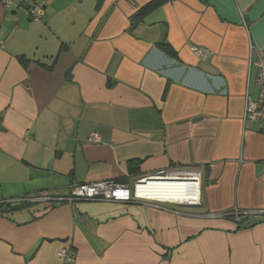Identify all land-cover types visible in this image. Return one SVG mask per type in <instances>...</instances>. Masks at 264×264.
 <instances>
[{"label": "crops", "instance_id": "1", "mask_svg": "<svg viewBox=\"0 0 264 264\" xmlns=\"http://www.w3.org/2000/svg\"><path fill=\"white\" fill-rule=\"evenodd\" d=\"M151 1L0 0V202L34 203L0 216V264H264V222L244 228L264 212L245 116L264 0H162L132 22ZM175 168L201 172L198 211L63 200Z\"/></svg>", "mask_w": 264, "mask_h": 264}, {"label": "built area", "instance_id": "2", "mask_svg": "<svg viewBox=\"0 0 264 264\" xmlns=\"http://www.w3.org/2000/svg\"><path fill=\"white\" fill-rule=\"evenodd\" d=\"M29 2L32 0H23ZM34 1V0H33ZM30 19L33 22H40L42 20V11L39 5L32 3L28 12ZM191 52L198 58L206 57L209 54L208 50L198 49L196 47L191 48ZM252 65L257 72L256 83L259 88V96L257 100L249 98L246 103L245 116L246 120L255 123L260 122L262 126V133L264 135V49L259 51L257 57L252 60ZM92 142H97V136H93ZM188 181L195 182L199 187V196L197 200H193L188 203L169 202L165 200L151 199L148 195H141L139 190L148 186L150 181ZM146 181H148L146 183ZM41 200L48 201L50 198L41 197ZM56 200V199H55ZM52 200V201H55ZM71 203L77 201H104L109 203H129L133 201H146L154 204H160L158 207L163 208L162 205H176V206H189L199 207L202 205L201 200V172L195 169H171L167 171H161L157 174L137 180L130 185H121L111 181L97 182L91 184H74L70 188V196L63 199ZM51 201V200H50ZM51 201V202H52ZM166 209V207H164ZM260 216L264 215V212L257 213ZM242 214L238 213L236 217L240 220ZM248 215V214H247ZM59 258L62 264H76V258L73 251L66 248L59 252Z\"/></svg>", "mask_w": 264, "mask_h": 264}, {"label": "bare ground", "instance_id": "3", "mask_svg": "<svg viewBox=\"0 0 264 264\" xmlns=\"http://www.w3.org/2000/svg\"><path fill=\"white\" fill-rule=\"evenodd\" d=\"M139 192L151 199L184 204L197 200L199 187L195 182L188 181H150L148 186L141 188Z\"/></svg>", "mask_w": 264, "mask_h": 264}, {"label": "trees", "instance_id": "4", "mask_svg": "<svg viewBox=\"0 0 264 264\" xmlns=\"http://www.w3.org/2000/svg\"><path fill=\"white\" fill-rule=\"evenodd\" d=\"M161 2H162V0L151 1L150 4H148L147 6H144L142 8V10L136 16L133 17L132 22H135V20H139L140 18H142L143 15L147 14L150 10L153 9V7H155L157 4L159 5ZM157 47L162 52H164L168 55H175L173 48L171 47V45L167 41H161L160 43L157 44ZM55 63H56V61L54 62L53 66L49 67V69H52L54 67ZM46 67H48V66L46 65ZM133 169L134 168L131 167V171ZM24 202L25 201H21L20 203L19 202H4V201L0 202V216H9L16 211L26 209V208H30L32 206V204H34V203H29V202L24 203ZM244 216H247V215H241L239 222L241 221L242 223H244V221L245 222L248 221V220H246L248 217L246 218ZM233 220H235V219H233ZM263 222H264V215H262L261 219H259L258 221L254 222V223H248L244 228L252 229L256 225L263 223Z\"/></svg>", "mask_w": 264, "mask_h": 264}, {"label": "rangeland", "instance_id": "5", "mask_svg": "<svg viewBox=\"0 0 264 264\" xmlns=\"http://www.w3.org/2000/svg\"><path fill=\"white\" fill-rule=\"evenodd\" d=\"M164 206L165 207H168V208H171V209H179V210H184V211H189V210H191V211H198L197 208L196 209L195 208L192 209L190 207H184V206H176V205H164Z\"/></svg>", "mask_w": 264, "mask_h": 264}, {"label": "water", "instance_id": "6", "mask_svg": "<svg viewBox=\"0 0 264 264\" xmlns=\"http://www.w3.org/2000/svg\"><path fill=\"white\" fill-rule=\"evenodd\" d=\"M185 207H189V206H185ZM190 208H192V207H190Z\"/></svg>", "mask_w": 264, "mask_h": 264}]
</instances>
